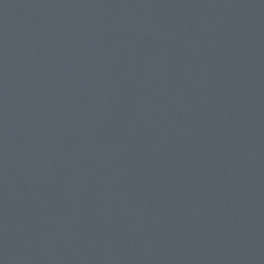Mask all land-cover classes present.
<instances>
[{"label": "water", "instance_id": "obj_1", "mask_svg": "<svg viewBox=\"0 0 264 264\" xmlns=\"http://www.w3.org/2000/svg\"><path fill=\"white\" fill-rule=\"evenodd\" d=\"M0 264H264V0H0Z\"/></svg>", "mask_w": 264, "mask_h": 264}]
</instances>
